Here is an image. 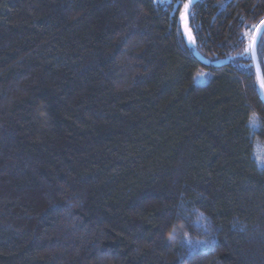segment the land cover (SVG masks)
I'll list each match as a JSON object with an SVG mask.
<instances>
[{"label": "trees", "instance_id": "trees-1", "mask_svg": "<svg viewBox=\"0 0 264 264\" xmlns=\"http://www.w3.org/2000/svg\"><path fill=\"white\" fill-rule=\"evenodd\" d=\"M186 3L0 0V264H264V0Z\"/></svg>", "mask_w": 264, "mask_h": 264}, {"label": "snow or ice", "instance_id": "snow-or-ice-1", "mask_svg": "<svg viewBox=\"0 0 264 264\" xmlns=\"http://www.w3.org/2000/svg\"><path fill=\"white\" fill-rule=\"evenodd\" d=\"M193 3V0H188V3L184 4L185 13L181 15V20L186 19V14L188 13V10ZM256 29L255 35L252 37V42H250L245 49L244 55H250L251 58L256 61V46L260 43H264V20L260 22V25L253 26ZM247 34H242V37ZM264 64V61H257L255 63V76H256V83L253 85V87L256 89L257 94L260 96L261 100L264 101V69H262L261 65ZM199 76H203L204 73L198 74ZM251 125L256 127L257 129L260 128L259 124V117L256 116V114H253L252 119L249 121ZM202 216L203 213H200ZM170 239H173L174 236H170ZM187 238V234L186 237ZM191 242L190 240L188 241Z\"/></svg>", "mask_w": 264, "mask_h": 264}, {"label": "water", "instance_id": "water-1", "mask_svg": "<svg viewBox=\"0 0 264 264\" xmlns=\"http://www.w3.org/2000/svg\"><path fill=\"white\" fill-rule=\"evenodd\" d=\"M193 1H195V0H193ZM262 20H264V18L262 19ZM261 20V21H262ZM260 21V22H261ZM260 22L257 24V25H260ZM255 33H256V29L254 30V33H253V35H255ZM253 37V36H252ZM251 42H252V40H251ZM194 56L197 58V60L201 63V64H203V65H209V62L206 60V59H204L203 57H201V55H199L198 53H194ZM251 57V56H250ZM256 57H257V60L256 61H254L252 58H251V61H252V65H253V68H254V73H255V63L258 61V56H257V46H256ZM228 63V60H221V61H214V62H212V65L213 66H215V67H218V66H221V65H226ZM256 77V76H255Z\"/></svg>", "mask_w": 264, "mask_h": 264}, {"label": "rangeland", "instance_id": "rangeland-1", "mask_svg": "<svg viewBox=\"0 0 264 264\" xmlns=\"http://www.w3.org/2000/svg\"><path fill=\"white\" fill-rule=\"evenodd\" d=\"M206 79H207V77L206 76H199V75H197L195 78H194V83L195 84H202V83H204L205 81H206Z\"/></svg>", "mask_w": 264, "mask_h": 264}]
</instances>
